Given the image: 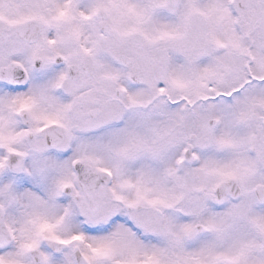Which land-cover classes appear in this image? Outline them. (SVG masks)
I'll return each instance as SVG.
<instances>
[{
  "label": "snow or ice",
  "instance_id": "1",
  "mask_svg": "<svg viewBox=\"0 0 264 264\" xmlns=\"http://www.w3.org/2000/svg\"><path fill=\"white\" fill-rule=\"evenodd\" d=\"M0 264H264V0H0Z\"/></svg>",
  "mask_w": 264,
  "mask_h": 264
}]
</instances>
